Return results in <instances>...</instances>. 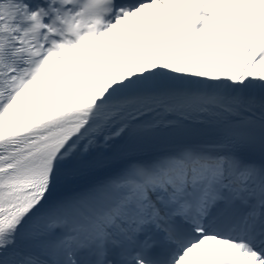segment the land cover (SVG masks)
<instances>
[{"label":"snow or ice","instance_id":"obj_1","mask_svg":"<svg viewBox=\"0 0 264 264\" xmlns=\"http://www.w3.org/2000/svg\"><path fill=\"white\" fill-rule=\"evenodd\" d=\"M0 264H264V0H0Z\"/></svg>","mask_w":264,"mask_h":264}]
</instances>
